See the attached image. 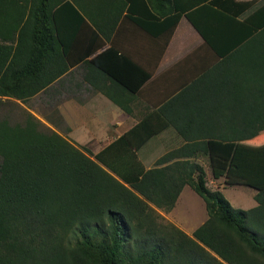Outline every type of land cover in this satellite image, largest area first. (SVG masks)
Listing matches in <instances>:
<instances>
[{
    "label": "trees",
    "instance_id": "16d2710c",
    "mask_svg": "<svg viewBox=\"0 0 264 264\" xmlns=\"http://www.w3.org/2000/svg\"><path fill=\"white\" fill-rule=\"evenodd\" d=\"M169 2L154 8L152 19L171 29L182 13L176 0ZM75 5V0H0V101L26 103L69 68L55 62L54 74L43 79V43L47 50L57 41L65 51L73 44L77 34L68 30L72 19L65 17L70 10L76 22L85 21ZM188 18L204 35L191 13ZM133 20L148 30V21ZM243 25L247 38L264 25V4ZM43 26L49 32L44 40ZM96 26L109 40L113 31ZM84 64L93 88L133 113L137 93L152 73L114 47ZM177 101L145 114L97 154L29 111L22 122L0 118V264H264V136L249 143H186L154 168L141 162L139 148L168 128L167 110ZM254 113L259 124L231 132L240 139L257 136L264 129V108ZM198 152L207 156L208 167L185 159ZM177 156L183 159L161 166ZM208 172L225 177V185L255 188L257 205L235 208L221 185H207ZM186 184L203 197L209 214L192 234L158 210H173Z\"/></svg>",
    "mask_w": 264,
    "mask_h": 264
},
{
    "label": "crops",
    "instance_id": "0c3cea01",
    "mask_svg": "<svg viewBox=\"0 0 264 264\" xmlns=\"http://www.w3.org/2000/svg\"><path fill=\"white\" fill-rule=\"evenodd\" d=\"M75 1L85 21L76 22L78 17L68 9L72 14L65 17L72 19L68 30L73 36L77 34L76 40L66 51L57 41L52 44L54 48L47 50L43 43V79L54 74L55 62L69 68L26 103L10 97H2L0 103L11 102L22 108V112H31L47 127L97 154L135 126L145 114L178 97L167 110L168 128L137 152L146 169L156 167L159 158L186 143H249L264 136V129L247 139H240L231 132V127H254L261 121L254 111L257 107L264 108V25L247 38L248 28L243 23L264 0H176L177 11L182 16L171 29L165 28L161 19H152L154 8L169 7V0ZM120 11V19L115 22ZM188 13L205 36L189 20ZM133 17L148 21V30L139 26ZM96 24L101 25L104 32L113 31L109 40ZM48 35L43 26V40ZM110 47L152 73L137 93L133 113L125 112L85 79L89 69L84 61L92 60ZM90 48L93 50L89 53ZM37 96L38 108H30L27 103ZM157 118L162 121L164 117ZM206 131L217 136L203 137ZM181 157L161 166L183 159ZM206 157L198 152L185 159H195L208 167ZM212 182L216 188L221 185L223 194L235 208L249 209L257 205L255 188L245 184L225 185V177H213ZM158 210L182 229L187 222L188 232L184 230L191 232L189 234L209 218L205 200L188 184L173 210Z\"/></svg>",
    "mask_w": 264,
    "mask_h": 264
},
{
    "label": "rangeland",
    "instance_id": "374dc122",
    "mask_svg": "<svg viewBox=\"0 0 264 264\" xmlns=\"http://www.w3.org/2000/svg\"><path fill=\"white\" fill-rule=\"evenodd\" d=\"M27 104H29L30 108H38V106L40 104L39 96L31 99ZM20 109H22V108H20ZM20 109H19V106L15 107L11 102L3 101L2 103H0V118L8 116V118L11 120V122H15V123L16 122H22L24 119L25 112H22ZM212 178H213V176L210 172L209 178H208L209 183L212 182ZM210 187L212 189H216L214 182H213V184H211ZM185 224L186 225H185L184 229L186 230V228L188 229L189 226H188L187 222ZM189 233H191V232H189Z\"/></svg>",
    "mask_w": 264,
    "mask_h": 264
},
{
    "label": "clouds",
    "instance_id": "9594fccd",
    "mask_svg": "<svg viewBox=\"0 0 264 264\" xmlns=\"http://www.w3.org/2000/svg\"><path fill=\"white\" fill-rule=\"evenodd\" d=\"M212 184H213V182H212ZM207 185L209 186V181H208ZM209 187H210V186H209ZM210 188H211V187H210Z\"/></svg>",
    "mask_w": 264,
    "mask_h": 264
},
{
    "label": "built area",
    "instance_id": "2783aa9c",
    "mask_svg": "<svg viewBox=\"0 0 264 264\" xmlns=\"http://www.w3.org/2000/svg\"><path fill=\"white\" fill-rule=\"evenodd\" d=\"M212 182L209 183V186H211Z\"/></svg>",
    "mask_w": 264,
    "mask_h": 264
}]
</instances>
